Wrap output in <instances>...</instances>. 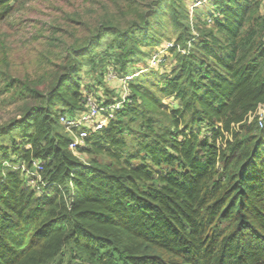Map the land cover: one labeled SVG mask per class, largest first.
Here are the masks:
<instances>
[{
    "label": "trees",
    "instance_id": "16d2710c",
    "mask_svg": "<svg viewBox=\"0 0 264 264\" xmlns=\"http://www.w3.org/2000/svg\"><path fill=\"white\" fill-rule=\"evenodd\" d=\"M261 4L213 0L190 21L184 0H101L67 16L84 36L52 23L59 50L32 73L0 67V95L21 102L0 123V264H264ZM172 40L171 73L134 77L71 153L58 115L83 111L82 68L127 75Z\"/></svg>",
    "mask_w": 264,
    "mask_h": 264
},
{
    "label": "rangeland",
    "instance_id": "374dc122",
    "mask_svg": "<svg viewBox=\"0 0 264 264\" xmlns=\"http://www.w3.org/2000/svg\"><path fill=\"white\" fill-rule=\"evenodd\" d=\"M99 1L101 0H95L94 3L87 0H17L15 3H10V16L0 22V67L9 70L13 76L22 77L26 73H32L36 67L42 65L41 63L37 65V59L45 55L52 56L59 50L60 42L57 38H54L53 41L47 38L54 26L52 23L57 21L59 24L57 36L60 35L65 42H68L74 35L84 36L83 31L72 29L73 25L71 24L73 23L68 21L67 16L74 12L83 14L82 9L84 10L88 6L95 9L99 5ZM194 1L184 0L188 16L191 2ZM93 9L92 11H94ZM260 13L264 15V0H262ZM194 18L193 14L192 21ZM42 32L44 33L39 36ZM165 43H173V40L148 49V55L144 60L151 58L160 51ZM178 51L181 52L182 50L178 49ZM163 53L161 54V63L156 64L153 70L158 71L161 75H169L173 67L172 56L168 51ZM110 65H108V69L111 68ZM139 67H143L142 64L137 65L136 70L131 69L129 74H142L137 71ZM105 71L106 68L103 69L102 67H99L97 71H91L87 67L82 68L80 81L83 97L90 96L98 101L103 100L105 97L103 101L110 102V104L118 101L121 91L118 82H112L108 79ZM128 90L130 92V88ZM11 95L12 93L7 92L0 95V123L18 113L17 107L21 102L18 98L11 97ZM171 102L174 101L170 99L167 103Z\"/></svg>",
    "mask_w": 264,
    "mask_h": 264
},
{
    "label": "built area",
    "instance_id": "2783aa9c",
    "mask_svg": "<svg viewBox=\"0 0 264 264\" xmlns=\"http://www.w3.org/2000/svg\"><path fill=\"white\" fill-rule=\"evenodd\" d=\"M213 0H195L191 2V8L189 9V20L192 21V16L195 10L206 7ZM176 47L174 43H165L163 48L155 53L151 58H148L142 62L143 67H139L142 74L146 71L153 69L156 64L161 63V54L166 51L169 52L170 48ZM163 53V54H164ZM184 53V51H182ZM106 67V76L112 82H118V87L121 89L119 99L111 104L105 103L103 100L98 101L96 98L90 96L84 97L83 100V111H77L74 115L60 114L58 115L59 123L65 128V130L70 134L71 141L69 143L68 149L74 155L77 154V150L81 147H85V139L92 133H95L104 128V126L114 118L113 114L120 111L122 107L128 101L130 92L128 90L130 81L136 77V74L119 75L112 65ZM257 125L259 128L264 127V106L259 109L257 113ZM31 186L35 185L36 181L40 180L39 172L42 170L41 163L35 162L33 164V169L31 171L22 168Z\"/></svg>",
    "mask_w": 264,
    "mask_h": 264
}]
</instances>
